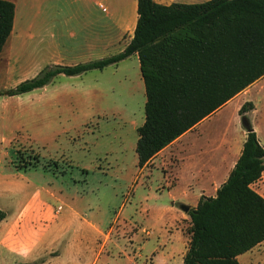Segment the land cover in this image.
Masks as SVG:
<instances>
[{
	"label": "rangeland",
	"instance_id": "obj_1",
	"mask_svg": "<svg viewBox=\"0 0 264 264\" xmlns=\"http://www.w3.org/2000/svg\"><path fill=\"white\" fill-rule=\"evenodd\" d=\"M83 4L82 0H16L13 32L0 53V92L46 66L118 53L117 33L111 28L106 35L97 23V9L88 10ZM102 4L109 12L116 10L119 19L131 7L128 0H102ZM115 68L58 74L43 87L0 94V210L5 214L0 238L27 205L34 204L31 215L39 203L48 205L56 220L46 233L48 222L30 213L21 226L29 233L28 241L42 235L37 249L45 255V264H91L93 259L94 264H152L159 245L173 241L172 230L188 222L176 211L160 210L168 198L158 172L138 173L133 144L137 133L131 123L143 122L144 84L136 72L127 80ZM253 98H258L255 115L264 139V94L253 93ZM234 104L202 125L204 136L217 137L226 127L231 131L239 125ZM143 199L146 203L139 205ZM57 207L60 213L54 215ZM85 219L100 232L83 228ZM259 250L253 264H264V246ZM182 261L175 252L171 264ZM0 264L22 263L0 244Z\"/></svg>",
	"mask_w": 264,
	"mask_h": 264
},
{
	"label": "trees",
	"instance_id": "obj_2",
	"mask_svg": "<svg viewBox=\"0 0 264 264\" xmlns=\"http://www.w3.org/2000/svg\"><path fill=\"white\" fill-rule=\"evenodd\" d=\"M15 4L0 0V53L13 28ZM133 35L114 55L53 64L0 92L17 95L58 74L78 75L136 53L144 84V120L136 128L139 167L159 150L264 76V0L195 3L137 0ZM254 107L245 101L240 118ZM264 171V147L246 130L241 152L214 196L187 211L189 241L182 264H240L237 256L264 240V196L252 188ZM0 210V220L4 218Z\"/></svg>",
	"mask_w": 264,
	"mask_h": 264
},
{
	"label": "crops",
	"instance_id": "obj_3",
	"mask_svg": "<svg viewBox=\"0 0 264 264\" xmlns=\"http://www.w3.org/2000/svg\"><path fill=\"white\" fill-rule=\"evenodd\" d=\"M82 1L84 3L83 5H87L86 8H88V10L91 8L97 9L99 12V22L97 21V23L100 27L104 28V33L106 35L109 36L108 30L111 28L117 33L116 39L121 42L118 53L121 52L129 43L133 35L135 22L137 19V0H128V4L131 7L128 10V14L122 19H119L116 10L109 12L108 9H102V7H104L102 0ZM155 1L161 4H170L172 2L195 3L204 0L189 2L183 0ZM12 2L15 4V19L17 13L16 0ZM98 9H100V11ZM69 18L70 16L67 17V19ZM107 38L108 37L106 36V39ZM131 59L132 62L130 61ZM111 66L116 67V73H120V76L127 80L133 78L135 72L138 77H141L139 60L136 53L121 60L117 64H111L106 67ZM263 80L264 76L257 79L255 82L237 93L235 96L229 99L227 103L222 105L221 108L215 110L212 114L198 122L194 127L187 130L178 136V138H175L172 142L159 150L145 165L139 167L137 164V167H139L138 173L145 170L148 171V173H151L152 170H154L158 172L159 175H161L163 186L166 188L168 202L165 205H162L160 210L163 209L165 212L176 211V213L179 215L178 217H180L179 219H185L188 221L185 227L178 226L175 228V230H172L170 236L172 237L171 239H173V241L168 239L167 242L169 245H166L167 242L166 244L162 243V247L159 245L160 248L153 253V260L151 262L152 264H171V261L174 259L175 252H178L180 254L181 260H183V254L187 249L189 241V235L186 229V227L189 225V217L185 218L187 212H183L179 208V205H188L189 208L195 207L202 195L214 196L216 194L217 188L224 182V180H226L230 170L234 166L241 152L243 142L246 138V128L243 126L242 122H240L239 125H235L231 131L229 127H226L220 134H218L217 137H212L210 135L204 136L203 132H201L202 125L206 121H209L213 115L220 113L223 108H226L228 104L234 101V112H238V109L245 101H251L254 107L252 110L248 111L250 113L248 115V121L251 128L256 132V136L258 137L260 143L264 147V139L260 133L261 126L255 115L257 113L256 110H258V105L256 103L258 98L252 99L253 93L258 92L259 94H264V83H261ZM256 85H258L259 88H256L254 90L255 92H252V88ZM131 126L136 131V128L139 125H137V123H131ZM136 141L137 138L133 143L134 151L136 147ZM135 155L137 157L136 152ZM252 188L264 196V171L262 172L260 179L252 184ZM144 198H146V196ZM143 202L145 204L146 199L139 200V205H142ZM30 206L34 208V204L27 205L26 212H23L15 223L18 225L17 228L15 224H13L11 227L6 225L0 238V244L1 246H5L10 254L12 253V255L15 257H19V260L22 264H45V262H47L45 261V255H43L38 250L40 248L39 242L43 241L42 235H40L39 238L35 239L34 241H28L29 233L27 231H22L21 226L27 224V213H30V215L33 213L30 212ZM36 209L37 213L31 215V217L37 216L41 222H48L49 225L45 226L43 229V232L46 233L48 227H50L52 223L55 222L56 217L54 218L53 213H51L52 210L48 205H40L39 203ZM59 210L57 207V209L54 211V215H58L60 213ZM82 226L83 228L91 227L94 231L100 232L96 225L86 219L83 220ZM145 232L148 233L147 231ZM174 233H176L175 238L173 237ZM263 246L264 240L258 245L254 246L252 249L239 254L237 259L240 261V264H253L251 261L252 258L257 253H259V251H261L259 249ZM179 247L181 248L178 249ZM11 263H16V261ZM91 264H94V259Z\"/></svg>",
	"mask_w": 264,
	"mask_h": 264
},
{
	"label": "water",
	"instance_id": "obj_4",
	"mask_svg": "<svg viewBox=\"0 0 264 264\" xmlns=\"http://www.w3.org/2000/svg\"><path fill=\"white\" fill-rule=\"evenodd\" d=\"M241 122L243 124V126L246 128V130L250 129V124L247 118H241ZM179 208L183 211V212H187L189 207L188 205H184V204H180Z\"/></svg>",
	"mask_w": 264,
	"mask_h": 264
},
{
	"label": "built area",
	"instance_id": "obj_5",
	"mask_svg": "<svg viewBox=\"0 0 264 264\" xmlns=\"http://www.w3.org/2000/svg\"><path fill=\"white\" fill-rule=\"evenodd\" d=\"M102 9H105L104 7H102Z\"/></svg>",
	"mask_w": 264,
	"mask_h": 264
}]
</instances>
